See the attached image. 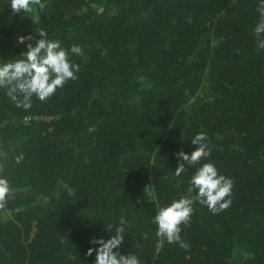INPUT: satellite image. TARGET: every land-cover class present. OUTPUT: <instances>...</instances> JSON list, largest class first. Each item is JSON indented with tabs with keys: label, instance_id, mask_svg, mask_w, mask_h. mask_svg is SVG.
Wrapping results in <instances>:
<instances>
[{
	"label": "trees",
	"instance_id": "1",
	"mask_svg": "<svg viewBox=\"0 0 264 264\" xmlns=\"http://www.w3.org/2000/svg\"><path fill=\"white\" fill-rule=\"evenodd\" d=\"M30 13L0 0V59L43 29L79 65L32 108L0 89V264H93L92 236L126 222L121 251L142 264H264V50L258 0H41ZM207 135L233 180L231 205L194 203L181 240L161 242L158 207L186 194L175 151ZM22 156L19 163L17 157ZM7 215L5 216V214Z\"/></svg>",
	"mask_w": 264,
	"mask_h": 264
},
{
	"label": "clouds",
	"instance_id": "2",
	"mask_svg": "<svg viewBox=\"0 0 264 264\" xmlns=\"http://www.w3.org/2000/svg\"><path fill=\"white\" fill-rule=\"evenodd\" d=\"M33 5L41 9L44 4L41 0H9L12 12L30 13ZM258 20L253 28L258 50H264V0H258L256 9ZM38 37L32 43L31 35L17 37V44H24L25 50L10 59H0V89H4L7 96L17 108L29 110L32 108V98L43 102L51 97L55 91L62 87L67 80H75L79 65L71 62L69 55L81 54L79 46H73L70 51L61 46L56 39H49L48 33L43 29L36 33ZM194 146L190 152L183 149L175 151L177 166L174 175L180 176L187 171V166L199 164L203 159L207 162L195 168L189 180L186 194L173 199L170 203L158 207L152 222L156 225V236L161 242L177 243L181 248L188 245L181 240V225L188 224L193 213L194 203L206 206L213 213L227 209L232 201L233 180L220 174L216 165L208 158L210 148L207 144V135L198 132L190 140ZM22 156L17 157L19 163ZM10 192L9 181L0 176V206ZM126 222L122 219L119 225H109L105 231L111 232L105 238L101 235L89 238V247L84 256L92 257L93 264H142L134 253L121 251L124 244V230Z\"/></svg>",
	"mask_w": 264,
	"mask_h": 264
},
{
	"label": "rangeland",
	"instance_id": "3",
	"mask_svg": "<svg viewBox=\"0 0 264 264\" xmlns=\"http://www.w3.org/2000/svg\"><path fill=\"white\" fill-rule=\"evenodd\" d=\"M7 215V213L5 214V216Z\"/></svg>",
	"mask_w": 264,
	"mask_h": 264
}]
</instances>
